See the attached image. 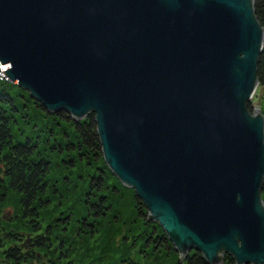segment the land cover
Segmentation results:
<instances>
[{
  "label": "water",
  "instance_id": "95a60500",
  "mask_svg": "<svg viewBox=\"0 0 264 264\" xmlns=\"http://www.w3.org/2000/svg\"><path fill=\"white\" fill-rule=\"evenodd\" d=\"M263 43L254 0H0L5 79L93 113L110 171L208 264H264Z\"/></svg>",
  "mask_w": 264,
  "mask_h": 264
},
{
  "label": "trees",
  "instance_id": "16d2710c",
  "mask_svg": "<svg viewBox=\"0 0 264 264\" xmlns=\"http://www.w3.org/2000/svg\"><path fill=\"white\" fill-rule=\"evenodd\" d=\"M254 11L264 28V0H254ZM257 79L264 86V43ZM10 193L19 196L20 219L32 233L2 231L4 264H86L79 256L96 253L93 247L81 254L77 246V257H72L73 246L91 235L100 239L96 248L102 253L87 264H208L195 249L179 255L161 226L148 218L134 189L110 171L93 113L75 120L64 109L49 112L28 91L2 78L0 201ZM261 198L264 201V181ZM53 202L54 224L45 217ZM224 264L236 263L225 254Z\"/></svg>",
  "mask_w": 264,
  "mask_h": 264
},
{
  "label": "rangeland",
  "instance_id": "374dc122",
  "mask_svg": "<svg viewBox=\"0 0 264 264\" xmlns=\"http://www.w3.org/2000/svg\"><path fill=\"white\" fill-rule=\"evenodd\" d=\"M250 103L252 104L253 109L260 108L261 112L263 113L264 86L257 85L254 94L251 97ZM18 198L19 196L16 193H10V195L5 200L0 201V237H2L1 233L4 230L19 231L23 233V236L24 235L29 236L32 233L31 226L20 219V214L16 207V204H18L17 201ZM54 202L47 207L48 210L47 213L45 214V217L47 219H50L49 221H51L52 224H54V214L52 215L51 212L52 211L57 212V210H54L55 209ZM106 228L108 229L109 226H107ZM108 232H112V231H108ZM99 245H100V239H98V236H93V235L88 236L87 238H85L83 242L80 243L76 242V245L73 246L74 253L72 254V257H77L78 252L80 253L81 251H82L81 254L82 253L86 254L91 249L92 246L93 247L92 252H96V253L90 255L88 254L87 257L79 256V258L83 257V260H86V262L88 263V261L91 258L101 255L102 252L100 251V249L96 248L99 247ZM77 246H79V250L77 249ZM1 250L2 248H0V264H4ZM78 263L79 260L78 261L74 260L72 264H78Z\"/></svg>",
  "mask_w": 264,
  "mask_h": 264
},
{
  "label": "built area",
  "instance_id": "2783aa9c",
  "mask_svg": "<svg viewBox=\"0 0 264 264\" xmlns=\"http://www.w3.org/2000/svg\"><path fill=\"white\" fill-rule=\"evenodd\" d=\"M5 69H6V65L0 63V79H2V78L5 79V77L2 73V71H4Z\"/></svg>",
  "mask_w": 264,
  "mask_h": 264
}]
</instances>
